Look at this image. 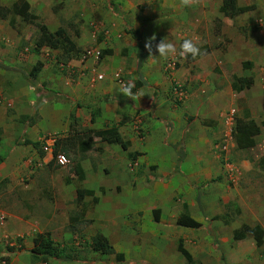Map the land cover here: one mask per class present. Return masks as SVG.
<instances>
[{
	"label": "crops",
	"instance_id": "crops-1",
	"mask_svg": "<svg viewBox=\"0 0 264 264\" xmlns=\"http://www.w3.org/2000/svg\"><path fill=\"white\" fill-rule=\"evenodd\" d=\"M16 1L0 0V40L10 47L0 48V132L15 139L17 129H23L26 140L25 143L17 142L15 149L8 144L3 160L0 159L2 175H7L4 168L9 162L13 168L11 176L17 179L28 166L43 157L36 153V143L58 133V140L69 139L75 143L72 152L63 151L71 165L61 169L69 171L71 167L81 180V188L77 190L92 193L84 196L81 202H96L92 219L94 224H99L100 233H90L92 239L98 235L110 245L112 253L102 254L108 264H187L178 252L179 245L188 252L192 263L224 264L220 261L223 257L228 264H264V238L260 247L248 235L238 241L233 239V232L243 224L260 226L264 232V169L250 159L234 162L239 175L231 182L220 162L224 114L236 110L235 106L239 107L244 96H238L240 92L234 90L232 93L230 85L220 79H204L208 69L204 64L206 57L180 67L170 79L162 70L165 60L157 56L154 46L152 55L157 57H149L144 49L141 69H138L136 47L127 48V57L123 54L130 42L126 26L121 19L112 16L102 24V47L111 50V56L120 61L118 70L123 76L125 73L124 77L133 79L125 62H130L134 71L137 67L136 74L140 73L141 80L134 81L136 87L132 91L143 96L135 101L123 96L118 91L120 85L110 77L103 82H94L93 78L89 82L88 77H94V72L104 73L102 67L92 70L87 78L79 71L81 75L77 80L64 86L65 96L62 95L60 101L52 100L44 87L34 96L35 86L27 85L22 76V61L34 56L33 51L24 48L19 55L14 54L17 38L9 31L14 32L8 12ZM25 1L30 13L34 11L41 17L50 0ZM151 1L154 0H115L114 4L120 2V7L127 10L131 7L128 3L131 8L136 3L152 11L155 17L144 11L134 26L130 24L137 34L142 32L139 34L142 47L152 35L156 40L171 37V42L177 45L187 35L189 21L185 20L183 28L186 30H183L177 23L171 25L176 18L166 19L162 11L176 13V9H181L180 4H153ZM38 59L43 62V56L38 55ZM72 62L79 67L77 62ZM83 67L86 69L89 65ZM168 68L171 67L168 65ZM178 83H183L184 88L180 84L174 88ZM30 88L34 91H29ZM178 88L185 89L182 102L175 99ZM92 113H95L93 121ZM24 118V127H20L18 124ZM112 127L124 142H128L126 150L87 134ZM85 134L91 136L92 143ZM257 137L253 148L237 149L240 156L247 158L251 150L255 151ZM82 143L89 144L83 152L80 151ZM231 147L236 148L235 141ZM47 159H43L47 168L55 166ZM75 198L77 201V196ZM182 214L200 227L178 226L176 222ZM6 221L10 224L11 218L8 216ZM223 234L226 237H221ZM91 240L83 245H90ZM79 245L77 242L78 250ZM90 252L92 258L95 252L91 248Z\"/></svg>",
	"mask_w": 264,
	"mask_h": 264
},
{
	"label": "rangeland",
	"instance_id": "rangeland-1",
	"mask_svg": "<svg viewBox=\"0 0 264 264\" xmlns=\"http://www.w3.org/2000/svg\"><path fill=\"white\" fill-rule=\"evenodd\" d=\"M123 1L128 2L130 0H120V2ZM114 2L115 0H50L48 8L42 10L43 15L41 17L37 16L34 11L30 13L34 16V19L27 17L22 19L10 14L8 18H10V27L14 32L9 29L6 30H9L17 38L14 54L19 55L20 50L24 48H31L32 54H34L29 60L21 58V60H24L22 61L24 65L22 76L27 85L32 84L35 86L34 96L43 89L41 87H44L52 100L60 101L64 86L73 84L78 75L83 74L87 78L92 70H98L100 67H102L103 74L110 78H112V73L121 72V70H118L120 61L114 58V55L111 56V50L102 47L104 41L102 24L110 16L121 19L123 25L126 26L130 42L126 44V50L124 49L123 54L127 57V48L136 47V60L138 61L137 48L140 43L139 34L142 32L137 34L133 23H137V20L144 15V11L148 12V16H155L151 15L152 11L146 5L135 3L131 8V3H128L131 6L128 7L130 10H123L120 7V2L116 4ZM151 2L153 4L157 2H177V4H180V0H154ZM236 4L238 7L250 8V10L230 19L219 12L220 0H200L193 7L176 9V13L169 10L162 11L166 19H169L170 16L176 18L177 21H173L171 25L177 23L183 30H186L183 26H186V22L189 21L187 27H190V29H187V35L176 43L177 49H179L180 43L185 38H191L206 53L188 62L178 55L172 56L165 60L162 70H164V74H169L170 79H172V74L180 67H185L191 62L206 57L204 64L208 66V69L207 73L204 74V79L211 81L220 79L226 82L227 86L230 85L232 93L234 92L232 89L234 78L252 79L253 84L238 95L244 97L240 99L239 107L235 106V118L256 119V124L261 130L260 134L263 133V136L259 135L257 137L258 145L255 147V151L251 150L247 158L240 156L237 148L230 147L229 154L235 163L250 159L253 162L256 161V164L258 163L259 167L264 169V143H262V140H264V0H236ZM155 14L159 15V13ZM131 23L133 26L130 25ZM39 27H43L52 33L57 28H63L75 45V49L66 52L63 49L39 47L41 35ZM166 39L172 41L171 37ZM160 40L157 39L155 45ZM5 43L7 42L5 41ZM133 43L136 45L132 46ZM1 44L2 41L0 40V48L2 47V49L10 48L6 47L4 43ZM29 44L31 47H29ZM89 48H100V61L97 63H94L93 60L87 62L89 68L86 67V69L83 67L86 64L79 65V67L75 66L72 61L78 62L79 56ZM144 49L145 47H143ZM38 55L43 56V62L39 61ZM245 63H250L251 67L244 68ZM130 65V62H125V68L132 71L131 76L133 79L124 77V80L127 82L141 80L138 78L140 73L136 74L137 67L134 71ZM168 65L171 68H168ZM35 69H37V72L35 76H32L31 74ZM82 69L83 71H81ZM79 71L81 74H79ZM123 74L126 76L125 73ZM92 78V76L88 77L89 82ZM65 82L67 84H64ZM179 84L174 85V87H178ZM182 84L180 86L183 89L184 85ZM254 95L255 97H253ZM25 119L18 124L20 127H24L22 123ZM17 130H19L16 133L18 136L13 135L15 139L9 136L5 137L3 132H0V159L5 156L9 148L8 144L15 149L17 142L25 143L26 134L24 130L19 128ZM77 130L80 131L81 128L79 127ZM58 136L57 133L55 135L57 140ZM35 147L36 153L42 156L40 142H37ZM67 151L70 150L67 149ZM59 153H63L68 157L67 153L62 151ZM69 165H71L70 160ZM4 169L7 175H2L0 172V203L3 210L11 218V223L7 225L8 222L5 221L7 223L4 222L0 227V264L109 263L103 260L102 253L99 252H95L94 256L91 255L93 256L91 258L89 244L83 245L92 239L93 234L91 233L93 231H95V234L100 233V226L97 222L94 224L92 219L96 202L92 200L81 203L76 201V190L81 188V180L71 167L68 169L69 171L56 166L47 168L39 160L21 172L17 179L11 176L13 168L9 162H7ZM233 218V213H231L230 223H232ZM249 226L250 228L255 227V225ZM46 234L50 235V241L60 252L55 258L48 255L36 256L32 252L34 238ZM221 237L226 236L223 234ZM77 242L81 244L79 250L76 249ZM68 257L70 261H66ZM220 261L228 264V262H224L223 257ZM191 264L200 263L195 261Z\"/></svg>",
	"mask_w": 264,
	"mask_h": 264
},
{
	"label": "trees",
	"instance_id": "trees-1",
	"mask_svg": "<svg viewBox=\"0 0 264 264\" xmlns=\"http://www.w3.org/2000/svg\"><path fill=\"white\" fill-rule=\"evenodd\" d=\"M220 1H221V5L219 8V12L223 14V16L226 18H230V19L234 18L250 10V8L238 7L236 4V0H220ZM8 13L18 16L19 18L22 19H26V17L29 19H34V16L30 14L29 4L25 0H17L15 3H13L12 6L10 7V12ZM39 28L41 33L39 47L45 46L50 49H63L66 52L75 49V45L73 44L72 40L70 39V37L67 35L66 31L63 28H57L53 33L48 32L43 27H39ZM137 49H138L137 51L138 69H141L143 47L139 45ZM186 60L187 62L192 61V58L189 56L188 59ZM243 67L248 69L251 67V64L245 63ZM36 72L37 69L33 70L31 75L35 76ZM252 84H253L252 79L234 78L232 89L235 92L239 93L245 89H248ZM94 114L95 113H92V121ZM260 133H261L260 127L254 122V120H245V119L237 118L235 121V128L233 135L236 148L239 150H247L253 148L255 146V138L258 135H260ZM87 134L91 135L92 138L93 137L98 138L107 144L119 145L124 150H126L129 146L128 142H124L120 138L117 129L114 127L100 131H88ZM91 136L88 137L86 135L89 143H92ZM88 146L89 144L82 143V145H80V151L81 152L86 151L88 149ZM55 147H56L55 154L59 153L60 151L67 152V149L72 152L75 147V143L69 139L65 141L58 140ZM230 159L232 161V158ZM220 162L222 165V159H220ZM76 170H79V168H77ZM89 195H92V193L89 191L77 190L76 192L77 201L81 202L84 196H89ZM176 223L178 226L184 228L196 229L200 227L198 223H196L186 214L180 215ZM246 235L253 237L257 247H260L262 245L264 232L262 231L260 226H255L254 228H250L249 225H242V227L239 230L233 232V239L238 241L245 238ZM49 236H50L49 234H46L45 236L41 235L34 238L33 240L34 249L32 250L33 254H35L36 256L48 255L54 258L57 257V255L60 252L59 250H57L55 246H53V242L50 241ZM89 247L94 252H99L102 254L112 253V249L108 244L107 240L98 235L91 240ZM178 252L184 257L187 263L189 264L192 263L190 255L186 250L182 248L181 245H179L178 247Z\"/></svg>",
	"mask_w": 264,
	"mask_h": 264
},
{
	"label": "built area",
	"instance_id": "built-area-1",
	"mask_svg": "<svg viewBox=\"0 0 264 264\" xmlns=\"http://www.w3.org/2000/svg\"><path fill=\"white\" fill-rule=\"evenodd\" d=\"M101 51L99 48H89L86 49L80 56L78 60V64H87L89 61H94V63H97L101 59L100 55ZM84 66V65H83ZM96 71V70H94ZM112 80L115 83H118L119 85L122 82H126L124 80V76L121 74V72H114L112 73ZM106 75L100 72H94L93 81L94 82H103L106 80ZM185 92L182 90L176 89L175 90V99L178 102H182L185 98ZM235 110L231 109L227 113L224 114L223 118V137H222V145L220 146V159H222V169L225 171L227 175H229V179L231 182H234L233 180H236L238 177V168L235 166V164L231 161V155L230 153V147L233 144V135H234V128H235ZM41 148L42 151L45 154V158L48 157L47 161L54 160L56 165L59 167H65L68 165V160L65 155L63 154H54L55 149V143L56 138L53 135L47 136L44 138L41 142ZM7 216L2 209L1 203H0V226L6 221Z\"/></svg>",
	"mask_w": 264,
	"mask_h": 264
},
{
	"label": "clouds",
	"instance_id": "clouds-1",
	"mask_svg": "<svg viewBox=\"0 0 264 264\" xmlns=\"http://www.w3.org/2000/svg\"><path fill=\"white\" fill-rule=\"evenodd\" d=\"M200 2V0H180V6L181 7H193L194 5H197ZM156 40L155 35H152L148 37L145 41V49L149 53V57L151 58H156L157 56L160 57L161 59L167 60L172 56H179L181 58L187 59L189 56L195 60L196 58L205 55L206 53L202 51V48L198 45V43L191 38H185L179 46V49H177L176 45L172 43L171 41H168L166 39H161L158 43L155 45V51L158 53L157 56L152 55L153 51V41ZM136 87V84L134 81H129V82H122L119 86V93L123 94V96L130 98L131 100L135 101L139 99L141 96H137V94L133 93V88ZM29 91H34V89H29ZM33 104L36 103L35 100L31 101ZM237 119V118H236ZM137 130H139L138 127H136ZM57 141V139H56ZM233 144H234V138H233ZM56 146V143H55ZM56 148V147H55ZM40 149L42 152L43 157L41 158L40 162L44 165L47 162H43V159L45 158V154L42 151L41 148V143H40ZM58 154V153H57ZM63 154V153H60ZM54 156L55 154V149H54ZM64 155V154H63ZM67 158V157H66ZM68 160V158H67ZM49 162H54V160H50ZM235 164V163H234ZM68 165H69V160H68ZM67 165V166H68ZM55 166L59 167L58 165ZM65 166V167H67ZM65 167H59V168H65ZM6 214V213H5ZM7 216V215H6Z\"/></svg>",
	"mask_w": 264,
	"mask_h": 264
}]
</instances>
